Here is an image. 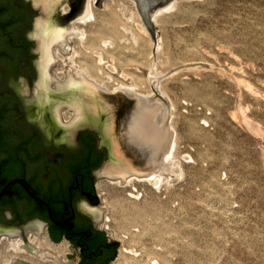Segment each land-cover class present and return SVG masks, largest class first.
<instances>
[{
  "label": "rangeland",
  "instance_id": "rangeland-1",
  "mask_svg": "<svg viewBox=\"0 0 264 264\" xmlns=\"http://www.w3.org/2000/svg\"><path fill=\"white\" fill-rule=\"evenodd\" d=\"M102 6L93 3L96 19L76 24L84 42L71 35L70 51L53 47L50 73L62 80L69 69L77 76L92 66L86 77L115 92L110 98L87 84L124 160L147 172L162 157L170 129L182 167L160 188L144 178L128 185L96 178L98 206L106 208L100 225L120 242L116 259L121 253L122 264H264V0H177L156 19L159 51L135 1ZM123 85L155 95L156 106L144 107L135 123L136 101L126 100ZM120 103L127 108L121 123ZM157 109L160 127L142 129L141 114ZM71 252L69 246L64 257Z\"/></svg>",
  "mask_w": 264,
  "mask_h": 264
},
{
  "label": "flooded vegetation",
  "instance_id": "flooded-vegetation-1",
  "mask_svg": "<svg viewBox=\"0 0 264 264\" xmlns=\"http://www.w3.org/2000/svg\"><path fill=\"white\" fill-rule=\"evenodd\" d=\"M67 2L70 8L61 24L71 27L80 23L87 0H64L65 6ZM89 3L92 5V0ZM37 15L40 11L33 0H0V192L7 184L11 192L0 195V241L21 239L23 248L24 241L33 244L35 233L22 230L11 237L4 230H20L38 221L44 226L41 237L53 245L66 242L70 246V258L62 261L114 264L119 243L111 240L100 220L83 207L100 203L96 171L108 157L107 146L101 143L100 133L90 128L60 140L37 118L34 88L40 76V53L33 34ZM67 108L59 107L61 122H65ZM126 109L125 104H119L120 123ZM22 179L34 195L19 182ZM24 251L36 260L41 258L32 249ZM10 261L38 264L24 257ZM50 261L60 264V256Z\"/></svg>",
  "mask_w": 264,
  "mask_h": 264
},
{
  "label": "bare ground",
  "instance_id": "bare-ground-1",
  "mask_svg": "<svg viewBox=\"0 0 264 264\" xmlns=\"http://www.w3.org/2000/svg\"><path fill=\"white\" fill-rule=\"evenodd\" d=\"M94 1L95 0H92V5L93 3H95ZM92 5H90L89 3V8H87L85 13L80 17L79 22L88 23L96 19V14L94 13V11H92ZM126 8L127 6L123 4V6L121 7L122 13L125 14ZM134 14L135 12H132L128 19L132 20ZM63 25L64 24H56L35 27V31L33 33L37 40V51L40 53V60L38 64L40 76L34 88V97L37 105V118L39 119L40 124L45 125V129L48 131V133L56 136L60 140H65L73 137L78 128L86 121L104 118V134L110 137L112 144V152L116 157L120 158L122 162L120 165L114 163H106L98 172V174L100 176L116 177V181L120 184L128 185L131 184L134 180L142 181L146 179L147 181H150L152 185H154L156 188H160L163 183L170 182L173 176H181V164L174 159L176 142L172 138L173 136L170 135L169 129V131L167 130L168 135L164 142V149L161 154L162 157L160 158L158 155L154 157V162L151 165V168L147 171L148 173L146 171L144 172L143 170H138L139 173H147L145 178L131 177L132 174H135L134 172L137 171V169H135L131 164H129V162L124 160L125 158L120 152H117V149L114 146L115 139L111 135L112 133L108 132L109 130L107 131L106 128L109 122H106L105 110L102 109L97 100H95V102L93 103V98H89V96H91V90L87 86L88 83L93 84V86L99 89H101V87L103 86L102 84L101 86L99 83H95L93 81L94 79L91 80L86 77L85 73L89 74L92 71V66L88 65V70H78L77 76H75L72 73L71 69H69L65 74L64 79L60 81L56 80L54 76L50 74V67L57 59V55L56 53H54L53 50L54 46L58 47L60 52L65 53L68 50L70 51L71 46L69 37L71 35H81L80 39L84 42L83 35L85 31L82 28L73 25L71 26L70 30H67V27ZM144 28L145 26H143V29ZM95 39L91 43L95 44ZM109 42V40L104 41L105 44H108ZM156 49L157 51L160 50V42H157ZM77 54L78 53L76 52V56ZM100 54L101 53H99L98 57L99 61L102 62V57ZM70 58L72 61H74V57H69V59ZM111 79L112 77L109 76L108 81H111ZM52 82H55L54 87L51 86ZM134 87L135 85H133L132 87H125L123 85L119 88L130 93L134 91ZM81 94L87 95V98L82 97ZM138 104L139 106L136 109L137 116H134V123L135 121H138L140 111H142L144 107L154 108L156 106H153L144 100L138 101ZM62 105H66L69 110L72 111L68 122H61V118L59 116V107H61ZM141 117V127L142 129H145L147 131L156 130L160 127V124L163 121V113L158 109L157 111H155V116L147 113H142ZM136 128L137 127H134L133 130L136 131ZM184 158L190 159V156H185ZM125 206H127V204ZM138 208L133 209V211L137 212ZM31 240L34 246L43 249L44 253H39L41 257L39 260H36L32 256L26 254L24 248L21 247V243H23L21 239H9L0 241V250H3L5 252V255H2L1 251L0 264H10V259L14 257H24L33 260L31 262L38 264H54L53 261H50V258H54L56 260L59 256L60 264H69L65 261H62V257H64L65 253L68 251V244L65 245L64 243H60L58 245H53L50 244L48 240H46V237L40 238L37 234L36 237H33ZM114 264H122L121 253L115 260ZM153 264H157V261L154 260Z\"/></svg>",
  "mask_w": 264,
  "mask_h": 264
},
{
  "label": "water",
  "instance_id": "water-1",
  "mask_svg": "<svg viewBox=\"0 0 264 264\" xmlns=\"http://www.w3.org/2000/svg\"><path fill=\"white\" fill-rule=\"evenodd\" d=\"M63 1L64 0H33V4L40 11V15L36 16L37 20H35V27L61 24L62 23V21H61L62 17L65 15L66 11H68L70 8V4L67 2V5L65 6V3H63ZM104 1L105 0H95L94 2L98 8H102L103 7L102 3ZM134 1L136 2L137 8L140 12V15H141V17H142V19H143V21H144V23L148 29V32L151 35L154 48L156 49L157 39H158V36L160 33L158 25L156 23V19L158 18V16L161 15V14H159L160 12L172 10L174 8L177 0H134ZM60 8L62 10L61 12H60ZM87 8H89V0H87V3H86L84 10H86ZM157 14H159V15H157ZM101 91H103L102 93L105 92V94L109 95L110 98L113 97L115 94V92L112 93V92L108 91L107 87L104 85L101 87ZM157 92H158V89H157ZM125 94L129 97V98L127 97V99H126L127 101H128V99H130V101H132V102L136 101L135 102L136 103L135 109H137V107H138V101H141V100H144V101H146L149 104L154 105V106L157 104L156 100L154 99L155 95H153V94L152 95L151 94L143 95L140 93H136L135 91L130 92V93L126 92ZM129 107H130V104H129ZM135 114H136V110L134 111V115ZM86 128L97 130L100 133V136L102 139L101 143L103 145H106L107 149H108L107 159L103 162V164L96 171L97 177H106L108 179L116 181V179H117L116 177L100 176L98 174V171H100L106 163H114V164L120 165L122 162V160L120 158L116 157L112 152V144H111L110 137H108L104 134V118H100V119H96V120H88L78 128V131L84 130ZM134 168L137 169V171H135L134 172L135 174H132L131 177H144V178L146 177L148 172L147 173H139L138 172L139 168L138 167H134ZM145 168H147V167H145ZM19 182L22 183V185L26 188V190L30 194L34 195L33 192L30 190V185L28 184V182H26V180L22 179V180H19ZM8 186L9 185L7 184L2 189V191L0 192V195L4 194V193H7V194L11 193L7 189ZM97 198L100 201V196L98 194H97ZM83 207L87 211L91 212L92 215L97 220H100V223L103 222L104 211L106 210L105 207H99L98 205L91 207L87 204H83ZM22 230H24L27 233L28 232L35 233L39 237H41V235L43 234L44 226L41 222L32 221V222L26 224L23 227V229H20V230L8 229V230H4V231L7 232V234H9V236L15 237V236L20 235ZM115 242L120 244L119 241H115ZM24 248L27 250L32 249L36 253V255L39 253H44L43 249L34 246L29 241H24ZM116 257H115V259H116ZM10 264H16V263L14 261H11Z\"/></svg>",
  "mask_w": 264,
  "mask_h": 264
}]
</instances>
